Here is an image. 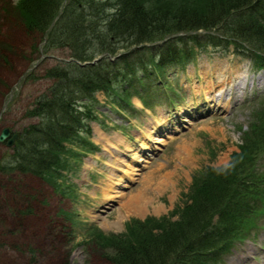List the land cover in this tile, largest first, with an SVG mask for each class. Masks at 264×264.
Wrapping results in <instances>:
<instances>
[{"label":"rangeland","instance_id":"1","mask_svg":"<svg viewBox=\"0 0 264 264\" xmlns=\"http://www.w3.org/2000/svg\"><path fill=\"white\" fill-rule=\"evenodd\" d=\"M89 1L92 0H62L59 11L50 20L46 32L39 34L25 26L27 17L18 12V0H0V132L7 127L12 133H19L26 125L36 121L37 117L30 116L31 108L38 106L42 97L47 96L46 91L56 80L63 84L58 89L63 97L71 93V97H77L78 103L82 104L80 99L86 94L78 96L80 92L77 84L56 77L54 68L65 71L61 67L80 61L71 57L69 39L66 36L68 34H65L68 22L59 18L61 13L66 9L76 13L82 10L73 8L74 6L90 4L105 9L104 13L110 15L118 6V0ZM146 1L149 8L156 14L162 13L160 17L163 18L192 10V5L198 0ZM91 10L86 9V14L83 15L86 17ZM91 14L89 16L93 20L98 19ZM73 18L80 22L83 16ZM211 32L205 34L203 30L197 31L195 34H199L200 39L196 43L187 39H183L187 41L186 44L183 40L171 41V49L182 47L183 57L176 53L179 62L169 64L167 69L165 67L168 80L164 78L167 86L162 89L169 93L175 92L180 96V102L184 100V112L197 116L194 124L183 127L185 124L182 123L177 127L182 119H186L180 118L183 108L175 104L166 105L159 88L160 81L155 79L151 82L152 94L149 96V102L153 105L151 109L141 111V114L136 97L131 96L132 123L125 131L128 133L123 138L126 141L120 139L112 125L108 124L110 126L101 129L92 122L91 139L98 144L100 150L88 152L82 144L78 143L75 147L65 141V146H70L73 150L63 155L65 169L61 171L63 176L58 178L62 190L58 188L57 192L35 175L7 173L6 166L14 160L13 152L7 141L0 142V264H111L102 256V252H110L109 247L113 249L114 246L107 239H96L99 231L105 233L103 235L123 233L125 221L130 217L164 215L171 221L178 219L176 212L172 210L185 204L183 195L188 191L193 176L205 166L226 165L242 142L238 126L247 128L249 120L248 113L245 114L244 107H241L244 95L238 102L233 101L231 109L212 107L216 109L208 113L204 92L219 80L226 82L227 73L236 72L246 78L249 88L252 85L264 87L263 83L256 85V80L263 81L264 75L261 71H255L253 61L247 56L239 55L238 48L233 43L222 44L216 41L215 36L219 35L217 28H213ZM103 34L106 35L105 32ZM192 34L194 33L182 32L179 35L186 37ZM90 38L91 43L87 45V49L98 60L112 57L118 66H124L123 59L126 57L130 62L139 59L137 47L123 49L118 42L107 43L113 50L109 55L107 52L98 55L108 38L92 32ZM143 50L145 53L148 51L145 48ZM164 50L165 47L157 51ZM145 53L142 56L148 57V53ZM158 57L156 53L155 58ZM94 96L101 103L92 104L103 105L105 98L102 92L97 91ZM86 99L90 102L93 100L92 97ZM90 102L85 103V106H91ZM156 104L159 105L154 107ZM99 105L98 109L105 111ZM132 108L138 109V112L134 113ZM159 110L167 118L164 128L175 126L178 129L169 134L166 140L153 136L161 134L160 129L155 128L152 123ZM96 118L99 123L102 120L107 124L108 119L102 111L96 112ZM166 118L163 120L166 121ZM142 135L159 143L149 141L150 146L156 148L155 153L145 161L135 162V159L143 158L139 149L133 153L128 149H131L134 142L136 147L137 143L148 144L142 139ZM111 139L118 142L120 151L110 147H115L109 143ZM116 168L119 169V182L128 180L132 185L128 184L126 191L106 203L107 209L103 213L95 215L94 209L105 201L100 192H104L105 188L107 191L110 185L108 182L112 180L113 170L116 172ZM99 171H102L100 177ZM92 175L97 176L95 182ZM186 201H190V198ZM28 209L30 212H26ZM64 213L73 214V227L77 231L70 230L73 221H67ZM85 223H90L87 224L88 228ZM249 236L242 242H236L231 251L220 260V264H264V226L252 229ZM104 246L106 250L102 248Z\"/></svg>","mask_w":264,"mask_h":264},{"label":"trees","instance_id":"2","mask_svg":"<svg viewBox=\"0 0 264 264\" xmlns=\"http://www.w3.org/2000/svg\"><path fill=\"white\" fill-rule=\"evenodd\" d=\"M61 1L18 0L17 10L27 17L24 23L28 30L44 34L50 20L58 13ZM147 2L118 0V6L110 15L104 13L105 9L80 3L73 8H79L83 12L73 13V10L71 12L66 9L61 13L59 18L68 22L65 25V34H68V45L76 59L92 60L95 57L87 49V45L91 43V32L108 38L98 55L104 52L109 55L113 50L107 43L118 42L123 49L138 47L136 52L139 59L130 62L125 55L124 66H118L109 57H102L96 63L83 67L69 63L65 68L61 67L65 71L55 68L56 76L72 84L76 83L80 92L78 96L99 89L119 95L124 86L122 82L129 83L132 79L142 81L140 73L155 70L151 73L154 75L177 58L176 53L183 57L182 47L171 49V41H199L197 35L164 40L165 37L199 29L217 28L224 35L238 37L264 53V0H198L192 5V10L163 18L160 17L162 13L153 12ZM86 9H92V14L89 12L85 17L83 14H86ZM90 14H94L99 20H93ZM165 14L168 15L166 12ZM185 14L189 16L186 17ZM81 15L82 22L73 18ZM61 24L62 22L59 25ZM183 41L186 44L187 41ZM146 43L154 45L144 47ZM163 47L164 51H157ZM144 48L148 50V57L142 56L145 53ZM156 53L159 60L155 58ZM58 85L63 86L59 80ZM71 96L69 93L63 97L57 90L49 98L39 102L41 109L35 110V106L31 110V116H38L39 121L23 129L21 138L14 147L13 169L47 178L53 176L57 168L62 166L63 154L67 150L62 141H76L83 128L82 118L74 111V97ZM249 140V136L246 137L244 144ZM257 142L258 139L254 137L252 144L241 145V154L234 153L225 169L208 168L195 176L187 195L190 201H186L182 208L178 207L175 211L178 219L171 221L166 216L132 219L126 223L123 233L105 236L98 232L96 239H107L114 246L111 249L107 245L110 252L103 251L102 256L111 264H208L213 260L212 256L216 257L225 248L221 242L227 238L229 229L223 225L224 219L234 217L231 210L227 216L223 212L228 200L238 193L237 186H234L235 178L232 176L243 178L246 170L238 160L247 150L255 151L258 148ZM26 212H30L29 209ZM215 214L219 216L216 224L212 221ZM102 248L106 250L105 246Z\"/></svg>","mask_w":264,"mask_h":264},{"label":"water","instance_id":"3","mask_svg":"<svg viewBox=\"0 0 264 264\" xmlns=\"http://www.w3.org/2000/svg\"><path fill=\"white\" fill-rule=\"evenodd\" d=\"M10 132L7 128H4L0 133V141H4L8 136ZM17 134H14L13 137L8 141V144L13 142V139L17 138Z\"/></svg>","mask_w":264,"mask_h":264},{"label":"bare ground","instance_id":"4","mask_svg":"<svg viewBox=\"0 0 264 264\" xmlns=\"http://www.w3.org/2000/svg\"><path fill=\"white\" fill-rule=\"evenodd\" d=\"M227 76H228L227 80H232V79L235 78V77H238V78H244V77L238 75L237 72H236V73H233V74H232V73H230V74L227 73ZM240 86H241V85H240ZM212 98H213V96H212ZM141 193H143V191H141ZM141 193H139L138 196H140ZM113 196H116V194H114ZM138 196H137V197H138Z\"/></svg>","mask_w":264,"mask_h":264}]
</instances>
